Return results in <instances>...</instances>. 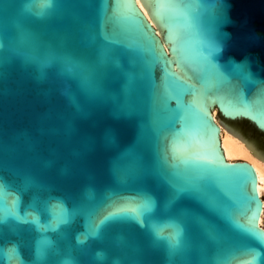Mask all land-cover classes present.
<instances>
[{
	"label": "water",
	"instance_id": "1",
	"mask_svg": "<svg viewBox=\"0 0 264 264\" xmlns=\"http://www.w3.org/2000/svg\"><path fill=\"white\" fill-rule=\"evenodd\" d=\"M144 1L0 0V264H264V0Z\"/></svg>",
	"mask_w": 264,
	"mask_h": 264
},
{
	"label": "bare ground",
	"instance_id": "2",
	"mask_svg": "<svg viewBox=\"0 0 264 264\" xmlns=\"http://www.w3.org/2000/svg\"><path fill=\"white\" fill-rule=\"evenodd\" d=\"M139 8L145 14L149 22L155 27L156 31L162 37V28L158 18L153 19V11H147L144 0H136ZM168 49L169 43H165ZM212 115L220 126V140L225 158L228 162L246 161L253 165L258 176V192L264 201V164L261 162L258 153H254L247 148V140L233 133L227 126L223 125L216 114V108L212 109ZM259 225L264 229V209L259 219Z\"/></svg>",
	"mask_w": 264,
	"mask_h": 264
},
{
	"label": "snow or ice",
	"instance_id": "3",
	"mask_svg": "<svg viewBox=\"0 0 264 264\" xmlns=\"http://www.w3.org/2000/svg\"><path fill=\"white\" fill-rule=\"evenodd\" d=\"M261 94L264 95V89L261 90Z\"/></svg>",
	"mask_w": 264,
	"mask_h": 264
},
{
	"label": "rangeland",
	"instance_id": "4",
	"mask_svg": "<svg viewBox=\"0 0 264 264\" xmlns=\"http://www.w3.org/2000/svg\"><path fill=\"white\" fill-rule=\"evenodd\" d=\"M218 118H219V114H218ZM222 123V122H221ZM223 124V123H222ZM224 125V124H223Z\"/></svg>",
	"mask_w": 264,
	"mask_h": 264
}]
</instances>
